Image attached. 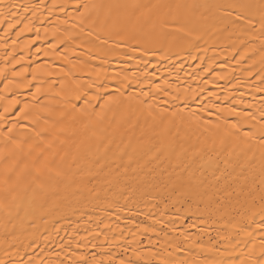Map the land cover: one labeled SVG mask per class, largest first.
Instances as JSON below:
<instances>
[{"label": "bare ground", "instance_id": "1", "mask_svg": "<svg viewBox=\"0 0 264 264\" xmlns=\"http://www.w3.org/2000/svg\"><path fill=\"white\" fill-rule=\"evenodd\" d=\"M0 264H264V0H0Z\"/></svg>", "mask_w": 264, "mask_h": 264}]
</instances>
